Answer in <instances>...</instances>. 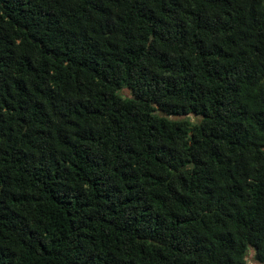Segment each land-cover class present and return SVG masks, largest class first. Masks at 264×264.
Wrapping results in <instances>:
<instances>
[{"label": "trees", "instance_id": "16d2710c", "mask_svg": "<svg viewBox=\"0 0 264 264\" xmlns=\"http://www.w3.org/2000/svg\"><path fill=\"white\" fill-rule=\"evenodd\" d=\"M249 250L264 264V0H0V264Z\"/></svg>", "mask_w": 264, "mask_h": 264}, {"label": "rangeland", "instance_id": "374dc122", "mask_svg": "<svg viewBox=\"0 0 264 264\" xmlns=\"http://www.w3.org/2000/svg\"><path fill=\"white\" fill-rule=\"evenodd\" d=\"M121 94L123 95H128V91L127 90H121L120 91ZM251 255H252V251H248L247 252V256L245 258V264H256L253 260H251Z\"/></svg>", "mask_w": 264, "mask_h": 264}]
</instances>
